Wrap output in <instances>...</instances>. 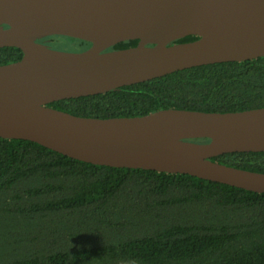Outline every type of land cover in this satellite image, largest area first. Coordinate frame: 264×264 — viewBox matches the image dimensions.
Returning a JSON list of instances; mask_svg holds the SVG:
<instances>
[{"label": "trees", "instance_id": "1", "mask_svg": "<svg viewBox=\"0 0 264 264\" xmlns=\"http://www.w3.org/2000/svg\"><path fill=\"white\" fill-rule=\"evenodd\" d=\"M61 38L38 42L72 53L90 46ZM137 44L128 40L105 51ZM21 57L16 48H0V65ZM48 106L95 119L264 108V57L191 67ZM210 160L264 173V152ZM0 264H264V194L188 175L92 165L0 138Z\"/></svg>", "mask_w": 264, "mask_h": 264}, {"label": "water", "instance_id": "2", "mask_svg": "<svg viewBox=\"0 0 264 264\" xmlns=\"http://www.w3.org/2000/svg\"><path fill=\"white\" fill-rule=\"evenodd\" d=\"M49 36L90 46L72 53L38 42ZM187 36L197 40L170 45ZM128 40L138 44L105 51ZM4 47L22 57L0 65L1 139L92 165L188 175L264 194V173L210 160L264 152V108L95 119L48 106L191 67L264 57V0H0Z\"/></svg>", "mask_w": 264, "mask_h": 264}, {"label": "rangeland", "instance_id": "3", "mask_svg": "<svg viewBox=\"0 0 264 264\" xmlns=\"http://www.w3.org/2000/svg\"><path fill=\"white\" fill-rule=\"evenodd\" d=\"M60 41H61L62 43H68L69 40H68L67 37H66V38L64 37V38H61ZM70 44L75 45V43H70ZM76 45H77V43H76ZM77 46H78V45H77ZM77 46H76V47H77ZM67 47L69 48V46H67ZM70 47H71V46H70ZM74 47H75V46H74ZM68 48H67V49H68ZM77 49H78V48H77Z\"/></svg>", "mask_w": 264, "mask_h": 264}]
</instances>
